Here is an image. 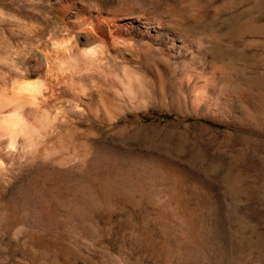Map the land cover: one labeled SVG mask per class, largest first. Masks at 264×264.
Returning <instances> with one entry per match:
<instances>
[{
    "label": "rangeland",
    "instance_id": "1",
    "mask_svg": "<svg viewBox=\"0 0 264 264\" xmlns=\"http://www.w3.org/2000/svg\"><path fill=\"white\" fill-rule=\"evenodd\" d=\"M75 40L103 109L46 94L55 129L0 171V264H264V0H0V89L64 79Z\"/></svg>",
    "mask_w": 264,
    "mask_h": 264
},
{
    "label": "bare ground",
    "instance_id": "2",
    "mask_svg": "<svg viewBox=\"0 0 264 264\" xmlns=\"http://www.w3.org/2000/svg\"><path fill=\"white\" fill-rule=\"evenodd\" d=\"M88 7L90 8L87 5H82L80 8L77 7V22L76 24L74 23V27L77 25L78 29L80 28V30L94 35L96 31L93 32V30H97V25L93 23L95 15L92 12L93 10H88ZM68 10V8L64 7L60 13L64 16V14L69 13ZM85 10L89 14L87 20L82 18ZM108 29L110 30L111 28L105 25L104 31L108 32ZM161 38L167 39L164 36H161ZM75 41L77 43V40ZM74 43L71 42L67 46L62 44L61 47H63L62 49L60 47V49L65 53L62 51L63 54L56 58L59 61L58 66L61 73L67 74L64 79L58 82V78L54 77V81L52 79L49 84L39 80L36 83H32L29 79L31 83H28L29 81L20 84L15 83L12 91L0 89V171L7 169V163L13 166L24 161L35 160L37 145L51 130L55 129L58 118L56 116L53 118L48 113H43L42 115V111H39L40 105L45 103L43 99L46 94L55 96L56 100L59 98L65 100L63 97L70 98L72 101L68 102V104L75 110H81L79 105L81 103L88 105L95 112L103 109V86L104 88L106 87L104 85L106 82L103 79L105 77L108 78L107 73L110 75L114 73L102 64L99 65L95 59L96 57L94 58V49L81 51L79 44ZM178 49L183 52L182 48L179 47ZM100 70L105 72L106 75ZM120 83L125 88L129 87L123 81ZM103 117L109 120L112 116L110 112H104Z\"/></svg>",
    "mask_w": 264,
    "mask_h": 264
},
{
    "label": "trees",
    "instance_id": "3",
    "mask_svg": "<svg viewBox=\"0 0 264 264\" xmlns=\"http://www.w3.org/2000/svg\"><path fill=\"white\" fill-rule=\"evenodd\" d=\"M156 115H158V118H162L163 120H171V119H173L174 117H176V115H175V114H172V113H160V114L156 113ZM143 118L146 119V117H143ZM187 120H188V121H191V120H193V118H188ZM198 120H199V121H202V122L209 123V124L212 125L211 122H209V121H207V120H205V119H198Z\"/></svg>",
    "mask_w": 264,
    "mask_h": 264
}]
</instances>
